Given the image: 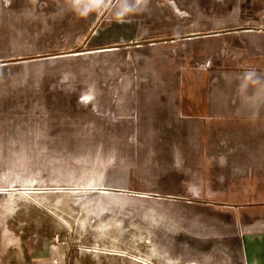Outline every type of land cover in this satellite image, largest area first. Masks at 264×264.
Wrapping results in <instances>:
<instances>
[{"label":"rangeland","instance_id":"1","mask_svg":"<svg viewBox=\"0 0 264 264\" xmlns=\"http://www.w3.org/2000/svg\"><path fill=\"white\" fill-rule=\"evenodd\" d=\"M246 54H264V0H0V227L63 264H246L264 204L222 201L221 155L158 137L176 118L138 98Z\"/></svg>","mask_w":264,"mask_h":264},{"label":"crops","instance_id":"2","mask_svg":"<svg viewBox=\"0 0 264 264\" xmlns=\"http://www.w3.org/2000/svg\"><path fill=\"white\" fill-rule=\"evenodd\" d=\"M246 55L238 69L175 68L171 81L144 82L145 87L156 86V90L144 87L138 98L162 101L157 112L161 108L164 114L182 121L176 123L175 119L170 124L172 130L158 137L206 139L194 151L221 155L217 179L227 197L222 201L264 204V54ZM148 58L149 54H140V59ZM120 98L113 94V104L119 105ZM46 153L39 143L30 147V154ZM241 248L246 264H264V220L258 218L246 225ZM61 250L45 238L19 236L0 227V264H63Z\"/></svg>","mask_w":264,"mask_h":264},{"label":"bare ground","instance_id":"3","mask_svg":"<svg viewBox=\"0 0 264 264\" xmlns=\"http://www.w3.org/2000/svg\"><path fill=\"white\" fill-rule=\"evenodd\" d=\"M174 7H175V5H174ZM174 7H173V5H172V8H174Z\"/></svg>","mask_w":264,"mask_h":264}]
</instances>
